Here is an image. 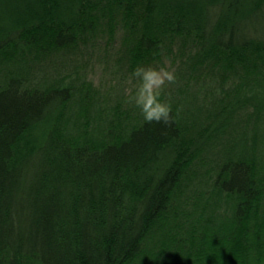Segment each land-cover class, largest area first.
<instances>
[{"label":"trees","instance_id":"1","mask_svg":"<svg viewBox=\"0 0 264 264\" xmlns=\"http://www.w3.org/2000/svg\"><path fill=\"white\" fill-rule=\"evenodd\" d=\"M0 264H264V0H0Z\"/></svg>","mask_w":264,"mask_h":264},{"label":"clouds","instance_id":"2","mask_svg":"<svg viewBox=\"0 0 264 264\" xmlns=\"http://www.w3.org/2000/svg\"><path fill=\"white\" fill-rule=\"evenodd\" d=\"M128 79H134L136 84L134 91L126 90L127 103L138 108L146 122L169 124L171 105L162 102L160 97L168 85L175 83L174 69L137 66Z\"/></svg>","mask_w":264,"mask_h":264},{"label":"rangeland","instance_id":"3","mask_svg":"<svg viewBox=\"0 0 264 264\" xmlns=\"http://www.w3.org/2000/svg\"><path fill=\"white\" fill-rule=\"evenodd\" d=\"M98 72V71H97ZM100 72H98L96 75H99Z\"/></svg>","mask_w":264,"mask_h":264}]
</instances>
